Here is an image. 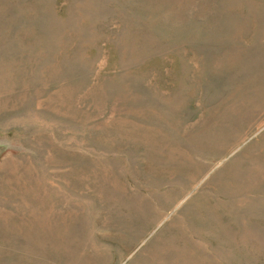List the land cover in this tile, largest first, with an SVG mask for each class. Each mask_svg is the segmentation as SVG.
Segmentation results:
<instances>
[{
    "label": "rangeland",
    "instance_id": "374dc122",
    "mask_svg": "<svg viewBox=\"0 0 264 264\" xmlns=\"http://www.w3.org/2000/svg\"><path fill=\"white\" fill-rule=\"evenodd\" d=\"M0 264H264V0H0Z\"/></svg>",
    "mask_w": 264,
    "mask_h": 264
}]
</instances>
